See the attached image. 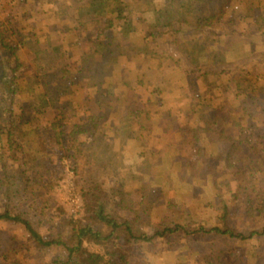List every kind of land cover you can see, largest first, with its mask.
Returning a JSON list of instances; mask_svg holds the SVG:
<instances>
[{
    "label": "trees",
    "instance_id": "1",
    "mask_svg": "<svg viewBox=\"0 0 264 264\" xmlns=\"http://www.w3.org/2000/svg\"><path fill=\"white\" fill-rule=\"evenodd\" d=\"M44 1L55 2L52 4L57 7L55 15L69 19L71 24L67 25L66 36L74 33L77 41L80 33H88L90 45L98 43L99 48L82 52L75 60L66 62V50L63 45L52 43L51 37L44 36L46 44L39 46L37 39L29 40V30L26 36L13 40L7 35L12 34L13 29L4 27V21L0 22V193L6 195L0 221L19 224L28 235L27 246L31 244L40 252L55 251V257L46 264H136L132 260L134 245L153 244L171 237L182 241L178 251L183 249L187 255H198L202 264H253L251 259L255 261L257 256L264 260V71H247L245 78L233 76L227 84L217 86L223 96L216 107L208 103L205 95L187 93L185 97L191 100L189 106H192L187 109L197 114L195 124L180 125L176 120L175 126L171 125L178 134V145L191 144L197 156L193 161L180 164L177 172L186 170L194 179L197 176L194 171L200 163L198 169L208 171L210 176L211 196L208 198L193 194L188 204L176 202L170 194L169 179L162 182L154 178L153 164L145 162L141 168L145 173L138 178L131 176L136 188H126L120 178L108 188H103V183L99 182L85 180L86 184H82L80 180L84 179L76 155L82 153L78 147L83 143H76L79 135L89 139L96 134L106 136L107 131L118 129L117 118H121L119 128L129 131L132 128L129 115L137 113L136 118L145 115L146 131L153 129L157 112L152 115L148 109L130 112L123 101L125 96L112 97L119 85L126 84L119 58L129 56L132 47L140 44V39L136 38L138 23H144L150 32L141 42L146 66L152 57H157L153 49H148V42L153 36L170 32L173 41L189 51V57L200 51L207 63L215 65L225 61L227 49L220 46V39L227 36L230 29L235 33L237 27L248 22L264 28V0H79L72 11L61 9L58 0ZM133 2L138 3L130 4ZM124 6L130 7L131 17L120 16ZM18 25L21 31L28 26ZM90 27L97 29L94 37ZM213 28L221 32L212 33ZM25 53L33 54L29 66L19 57ZM209 72L215 76L220 74L205 71V83H208ZM234 73L231 71L230 75ZM136 77L139 84L144 82L143 76L136 74ZM191 85L197 86L195 82ZM105 100L115 101V105H105ZM121 108L127 110L125 116H121ZM49 113L53 114L51 120H47ZM34 115L35 125L31 121ZM46 132L56 142L72 141L62 149L67 150L74 161L71 166L74 187L83 203L81 219L69 220L67 232L54 237L43 236L28 219L14 211L11 207L14 190L9 187L19 173L10 169L9 161L16 160L25 150L21 164L25 167L17 165L18 169L31 174L33 182H41L38 185L41 190L47 192L51 187L46 165L53 155L46 146ZM211 134L216 137L217 150L205 155L197 142ZM30 135H36V145H29ZM128 138L136 139L130 135ZM143 139L137 142L139 148L149 151L145 150ZM84 147L87 151L84 158L96 162L95 155L99 152L92 150L90 142ZM173 147L166 144L164 151L151 147L149 158L166 155L169 150L171 153ZM113 149L114 145L107 143L103 152L111 154ZM172 159L170 164L175 168L180 161L175 156ZM108 163L113 173L114 165ZM100 168L104 170L106 166ZM226 184L234 185L229 197L223 194ZM110 199L114 208L123 212L121 216L113 217L108 213ZM154 215L159 219L152 221ZM200 239L210 241L203 250L191 244ZM254 242L259 247L256 248ZM240 243H245L246 247L237 248ZM87 244L100 249L92 251ZM24 248L20 245L0 249L1 260L24 263L27 260V254L21 251ZM230 251L233 252L231 262L228 260ZM17 254L24 261H20Z\"/></svg>",
    "mask_w": 264,
    "mask_h": 264
},
{
    "label": "rangeland",
    "instance_id": "2",
    "mask_svg": "<svg viewBox=\"0 0 264 264\" xmlns=\"http://www.w3.org/2000/svg\"><path fill=\"white\" fill-rule=\"evenodd\" d=\"M78 1L67 0L65 2V0H58L57 5L61 9L72 11L73 6ZM54 3L50 4L44 0H0V22L4 21V27L9 26L13 29L12 34L11 32L9 34L6 33L13 40H19L21 36H26L29 30V40L37 39L39 46L46 44L44 36L51 37L50 41L52 43L63 45L67 53L65 57L66 62L75 60L82 52L90 51L95 49V47L99 48L98 43H96V46L90 45L88 33H80L77 41L74 33L66 36L67 25L71 23L66 18L67 16L58 17L55 15L54 11H57V7L52 5ZM136 3L138 2L130 4L134 5ZM129 8V6H124L120 13L121 15H119L131 17ZM131 11L133 13L134 10L131 9ZM18 24L28 26H26L25 30L21 31L18 28ZM99 25H97V28ZM136 30V38L140 39V44L132 47L129 56L122 55L119 58L121 68L124 71L123 75L126 76V84L119 85L112 92V97L125 96L123 101H125L130 112L143 109H148L151 115L157 112L158 115L155 117L153 129L147 132L145 126L148 121L145 115L136 118L135 115L137 113H133L129 115V118L132 120V128L129 131L119 128L121 118H117L115 124L118 129L116 131H107L106 136L102 137L96 134L89 139L85 135H79V141H76V143H83V146L78 147L79 150H82V153H76L78 158L77 165L84 179L80 180V182L82 184H86L85 180L89 183L99 182L103 183V188H108L113 185L115 180L120 178V180H123L126 188L128 186L136 188V182L132 180L131 176L134 175L136 178L142 176L145 171L141 168H143L142 164L145 162L153 164L154 178H160L162 182L169 179L170 194L173 195L176 202L188 204L193 194H199L202 197L208 198L211 196L210 176L208 171L198 169V167H201L200 163L194 171L197 175L194 179L190 174H187L186 170H181L180 173L177 172L180 164L183 165L187 161H193V159H197V156L194 155L196 152L191 144L186 142L178 145V134L176 131H173L171 125L175 126L176 120H178L177 122L180 125L188 123L189 126H193L195 124L197 114L187 109L191 101H187L188 99L185 97L187 93L191 95L197 92L203 96L205 95L208 103L216 107L221 103L220 98L223 96L217 86L227 84L233 76L243 79L245 78L244 73L247 71L250 73H261L264 71V28L248 22L247 24H241L235 30L233 29L235 33H231L230 29L227 36L220 39V46H225L227 49L225 61L215 65L207 63L202 58L203 53L200 51L193 53L189 57V51L180 48L173 41V34L170 32L153 36L152 40L149 39L148 49H153L157 57H152L151 59L153 60L146 66L143 62L142 53L144 50L141 42L144 37L150 36V32L144 23H138ZM211 32L218 34L221 31L213 28ZM96 33L97 29L90 27L91 36L94 37ZM108 33H111V30ZM63 34L66 37H63ZM32 55L25 53V56L22 54L19 57L25 65L29 66V61L33 57ZM205 71H218L220 74L219 76H215L209 72L206 80L208 83H205V76L203 75ZM231 71H235V73L230 75ZM115 74L119 75V72L116 71ZM136 74L143 76L142 80L144 82L142 84L137 82ZM191 82H195L197 86L193 87ZM82 93L84 94V91ZM103 102L105 105H115V101L105 100ZM185 107L187 110L184 109ZM189 107L190 109L192 108V106ZM123 109L119 110L121 116H125L127 113V110ZM49 115L47 120L52 119L53 114L49 113ZM79 116H83V114H79ZM34 117L35 115L31 116V121L35 125L36 119ZM42 129L43 127L41 128V134H43ZM117 132L118 134H116ZM234 132L233 130L232 133ZM128 135L136 139H127ZM44 136L46 146L50 154L53 155L51 156V161L46 165L48 166L49 173H46V176L51 179V187H48L47 192L46 190H41V187H38L41 182H33V176L31 180L29 177L31 174L22 173V170L18 169L17 165L20 168L25 167L21 164L26 150L23 154H18L16 160L9 161L11 165L10 169H13L16 173L19 172L13 177L9 187L14 190L11 196V207L14 211L28 219L43 236L54 237L57 234L67 232L69 220L76 221L81 219L83 216V203L74 187L73 180L75 176L71 167L74 161L69 156L70 153L62 149L66 148L68 143L72 141L70 139L68 141L67 139H62L61 142H56L47 132ZM143 137L145 138L143 139ZM215 138V135L211 134L203 141L197 142L203 154L211 155L217 150L216 142H214ZM27 139L29 145H36V135H30ZM142 139V142L146 145L145 150L149 151H142L139 148L137 142ZM89 142L92 145V150L99 152L95 155L96 162H91L84 158L85 154H87L84 145L89 144ZM107 143L114 145L111 154L103 152ZM166 144L174 146L173 149L171 148V153L169 150L166 155H155L154 158L157 157L160 161L159 159L149 158L151 147L155 150L161 149L164 151ZM176 147H178L177 150L174 149ZM173 156L177 158L176 160L180 161L179 165L175 168H172L170 164L174 161L172 159ZM108 162L114 165L115 171L113 173L111 172L112 167ZM100 166H106L108 170H102ZM113 174H115V177ZM146 178L148 179L147 176H145ZM233 188V184L229 186L226 184L223 187L224 196L229 197L232 194L231 191L234 190ZM134 195L136 199L139 198L137 193L134 192ZM5 197L6 195L1 192L0 210L3 208ZM107 203V211L111 216L116 217L123 214V212L114 208L112 199L108 200ZM163 218L168 219L169 216L165 217L163 215ZM158 219H156L155 215L152 217V221ZM145 230L149 231V229ZM27 238L28 235L19 224L0 221V249L6 250L11 247L17 248L20 245L25 246L21 251L27 254V260L24 261L17 254L19 260L24 261L22 264H46L55 257V251L40 252L34 249L31 244L27 246ZM181 243L182 241L179 238L171 237L164 241L160 239L156 240L153 244L140 243L134 245L132 260L136 264H202L198 255H187L186 250L183 249L178 251V244ZM209 243V240L200 239L197 243L191 244L203 250ZM254 243L256 248L259 247L256 242ZM233 244L235 243L233 242L230 247ZM87 246L92 251L100 249L98 246L92 244H87ZM236 246L239 249L246 247L245 243H240ZM232 253L230 251L228 255L229 262L232 261ZM254 254L257 256L256 253ZM251 261H253V264H264V260L259 256H257L255 261L253 258ZM0 264H11V261H3L0 257Z\"/></svg>",
    "mask_w": 264,
    "mask_h": 264
}]
</instances>
